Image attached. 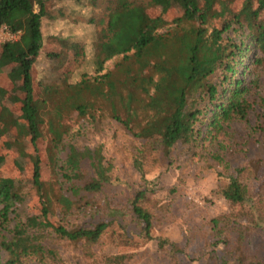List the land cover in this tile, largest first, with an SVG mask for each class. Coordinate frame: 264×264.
<instances>
[{"label": "trees", "instance_id": "16d2710c", "mask_svg": "<svg viewBox=\"0 0 264 264\" xmlns=\"http://www.w3.org/2000/svg\"><path fill=\"white\" fill-rule=\"evenodd\" d=\"M103 1L101 15L92 21L98 29L91 56L92 75L82 74L78 81H70L72 70L82 63L84 55L80 44L68 43L75 52L67 62L68 68L56 73L54 83L36 81L37 89L32 83V66L42 46L44 1L0 0V26L21 32L18 41L0 45V72L13 83L14 78H7L18 72L15 64L19 67L24 120L20 130L26 132L33 151L46 137L56 178L53 201L61 207L51 230L38 218L23 220L16 210L13 187L0 181V264H62L52 240L79 243L78 264H128L137 243L127 235L125 226L132 222L139 237L150 241L154 212L161 209L152 197L146 170L168 161L176 144L198 147L203 123L219 131L222 124L245 120L248 115L245 90L236 76L240 66L264 70V0H245L218 25L198 0H177L180 11L168 20L148 14V6L155 0L146 5L133 0ZM157 1L164 12L168 9L165 5L171 3ZM229 33L237 35L232 40ZM47 57L66 62L64 56L54 52ZM110 60H114L111 68L104 71V64ZM16 78L18 75L15 82ZM10 88L6 89V97L0 90V136L13 122L5 121L3 116ZM72 115L88 122L112 120L137 143L132 167L142 184L127 194L122 204L119 199L107 203L91 198L102 194L110 183L109 168L98 151L76 150L64 143L68 131L65 120ZM61 151L64 157L58 159ZM212 158L220 163L215 156ZM31 166V185L43 198L47 192L40 182L37 156ZM250 182H254L252 189ZM60 183L67 184L69 195H64ZM215 191L226 203L227 211L208 221L213 244L230 248V264H264V256H250L243 249L252 230L264 229V172L257 175L251 166L236 168ZM97 202L103 207L97 208ZM83 209L102 212L109 220L85 226L68 221ZM40 212L45 218L43 201ZM118 218L122 225L110 229ZM105 235L115 249L98 252L95 248ZM163 243L158 241L157 247L162 248Z\"/></svg>", "mask_w": 264, "mask_h": 264}, {"label": "rangeland", "instance_id": "374dc122", "mask_svg": "<svg viewBox=\"0 0 264 264\" xmlns=\"http://www.w3.org/2000/svg\"><path fill=\"white\" fill-rule=\"evenodd\" d=\"M45 16L40 19L42 46L32 66V83L36 81L46 84L54 83L56 73L65 71L67 62L74 58L75 52L68 43H77L83 47L84 59L72 70L70 81L76 82L82 74L92 75L91 56L97 28L92 21L99 18L105 6L103 0H43ZM144 5L150 0H133ZM170 0L165 5V12L160 1L155 0L148 6L150 16L161 15L165 19L180 11V2ZM214 16L215 24H219L243 4L245 0H198ZM244 33V29H240ZM237 34L229 33L233 40ZM245 43L247 38L244 39ZM54 52L64 56L66 62L52 60L47 54ZM114 60L104 64V71L111 68ZM247 63V58L242 61ZM14 64H11L12 66ZM12 72L6 81L0 72V86L10 88L8 103L4 106L5 121H13L7 131L0 136V181L11 184L15 192L16 210L20 218H38L45 228L51 230L57 222L61 207L54 203L55 174L53 163L48 155L46 137L40 139L37 150L33 151L23 130V117L20 111L23 91L20 84V70ZM19 77L15 82V77ZM245 90V98L249 104L245 120H231L222 124L217 131L205 126L200 127L201 138L198 147L187 148L176 144L169 152L168 161L153 170H146L145 178L153 188L152 197L159 201L161 209L154 212L151 240L143 241L139 237L138 228L128 221L125 226L127 235L137 243L128 264H230L228 253L230 248L214 245V239L208 227L209 219L227 211V205L216 193L221 181L231 175L233 170L251 166L258 175L264 172V70L240 66L236 76ZM13 84L12 86L10 85ZM67 137L64 143L71 144L76 150L88 149L98 151L105 167L109 168V184L103 193L91 197L95 201L120 200L122 204L127 194L140 188L142 181L132 167L133 147L137 145L130 136L120 129L115 122L107 118H98L94 122L79 120L70 116L65 120ZM2 126V123H0ZM4 142H11L10 145ZM7 145V146H6ZM37 156L40 168V182L47 195L41 197L37 189L31 185L32 160ZM213 156L220 163L213 160ZM64 152L57 154L63 159ZM60 177L57 176L60 182ZM254 182H250L252 189ZM55 185V186H54ZM66 191L67 184H61ZM44 191V192H45ZM44 196V195H43ZM89 197V196H87ZM41 201L45 203L46 216L41 217ZM98 203V202H97ZM103 207V203L99 202ZM162 206V207H161ZM80 211V210H79ZM74 214L70 223L85 226L104 219L109 220L102 212L81 210ZM104 212V211H103ZM121 218L114 220L110 229L121 224ZM163 241L158 248L157 242ZM58 250L62 264H78L79 243L50 241ZM244 252L250 256H264V229L252 230L243 242ZM115 248L108 243L105 235L95 250L108 252ZM226 261V263H224Z\"/></svg>", "mask_w": 264, "mask_h": 264}, {"label": "built area", "instance_id": "2783aa9c", "mask_svg": "<svg viewBox=\"0 0 264 264\" xmlns=\"http://www.w3.org/2000/svg\"><path fill=\"white\" fill-rule=\"evenodd\" d=\"M20 31H9L5 26H0V45L5 43H13L20 39Z\"/></svg>", "mask_w": 264, "mask_h": 264}, {"label": "crops", "instance_id": "0c3cea01", "mask_svg": "<svg viewBox=\"0 0 264 264\" xmlns=\"http://www.w3.org/2000/svg\"><path fill=\"white\" fill-rule=\"evenodd\" d=\"M0 90H3L5 93H4V97L7 96V91H6V87L5 86H0ZM2 95V94H1Z\"/></svg>", "mask_w": 264, "mask_h": 264}]
</instances>
